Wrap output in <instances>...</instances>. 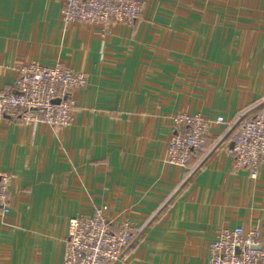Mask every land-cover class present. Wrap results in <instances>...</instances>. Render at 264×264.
<instances>
[{
    "label": "crops",
    "instance_id": "crops-1",
    "mask_svg": "<svg viewBox=\"0 0 264 264\" xmlns=\"http://www.w3.org/2000/svg\"><path fill=\"white\" fill-rule=\"evenodd\" d=\"M137 1L135 22L101 25L64 23V0H0V90L32 63L88 78L65 129L0 120V264H63L69 220L103 205L140 231L113 264H209L220 228L264 226V165L252 179L228 153L264 101V0ZM178 113L232 124L184 170L166 160Z\"/></svg>",
    "mask_w": 264,
    "mask_h": 264
},
{
    "label": "built area",
    "instance_id": "built-area-1",
    "mask_svg": "<svg viewBox=\"0 0 264 264\" xmlns=\"http://www.w3.org/2000/svg\"><path fill=\"white\" fill-rule=\"evenodd\" d=\"M143 6L137 0H64L61 20L66 24H132L141 17ZM88 78L59 63L44 66L32 63L20 68L13 91L0 90V120L16 123H45L61 130L72 123L75 91L83 89ZM58 100V101H57ZM211 124H227L200 114L178 113L171 118L172 133L167 141V162L182 170L194 152L208 144ZM228 153L236 171L246 170L257 177L264 165V101L249 118L236 120ZM230 127L232 124H227ZM12 176L0 170V207L8 212ZM114 226L106 205L96 208L89 218H72L68 223L63 264H113L131 248L139 230L132 222ZM209 264H264V226L243 229L222 227L209 244Z\"/></svg>",
    "mask_w": 264,
    "mask_h": 264
},
{
    "label": "trees",
    "instance_id": "trees-1",
    "mask_svg": "<svg viewBox=\"0 0 264 264\" xmlns=\"http://www.w3.org/2000/svg\"><path fill=\"white\" fill-rule=\"evenodd\" d=\"M231 130H232V129H231ZM234 130H235V128H234L232 131H230L229 134L231 135L232 132H233ZM228 136H229V135H228ZM195 154H196L197 156H199V155L202 154V152H201V151H197V152H194L192 155H195ZM192 155H191V157H190V159H189L188 165H189L190 162H191ZM183 188H184V185H183V186H180L176 193H173V195L167 200V202H166V206H168V205L171 203L172 199H173L175 196H177V195L183 190ZM166 206H163V207L157 212L155 218H157L160 214L164 213ZM155 218H153V219H155ZM153 219H152V220H153Z\"/></svg>",
    "mask_w": 264,
    "mask_h": 264
},
{
    "label": "water",
    "instance_id": "water-1",
    "mask_svg": "<svg viewBox=\"0 0 264 264\" xmlns=\"http://www.w3.org/2000/svg\"><path fill=\"white\" fill-rule=\"evenodd\" d=\"M58 101V100H57ZM261 105V104H260ZM260 105L259 106H257L255 109L257 110L259 107H260ZM244 118V116H242V118H241V120ZM236 126H237V124L232 128V130L234 129V128H236ZM231 130V131H232Z\"/></svg>",
    "mask_w": 264,
    "mask_h": 264
}]
</instances>
